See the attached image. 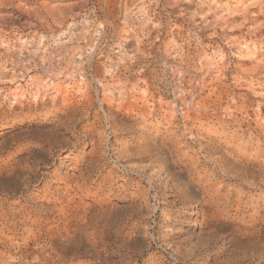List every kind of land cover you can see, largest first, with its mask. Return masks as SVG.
<instances>
[{
    "label": "rangeland",
    "instance_id": "rangeland-1",
    "mask_svg": "<svg viewBox=\"0 0 264 264\" xmlns=\"http://www.w3.org/2000/svg\"><path fill=\"white\" fill-rule=\"evenodd\" d=\"M0 264H264V0H0Z\"/></svg>",
    "mask_w": 264,
    "mask_h": 264
}]
</instances>
